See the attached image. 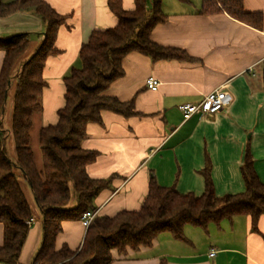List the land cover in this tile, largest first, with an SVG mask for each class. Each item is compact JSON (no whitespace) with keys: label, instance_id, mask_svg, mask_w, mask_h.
<instances>
[{"label":"crops","instance_id":"0c3cea01","mask_svg":"<svg viewBox=\"0 0 264 264\" xmlns=\"http://www.w3.org/2000/svg\"><path fill=\"white\" fill-rule=\"evenodd\" d=\"M45 1L67 17L54 38L60 51L49 55L44 64L42 110L33 115L32 126L36 119L41 126L56 122V111L64 102L62 79L72 68L81 66V44L93 29L117 22L107 0ZM120 1L124 9L134 7V0ZM161 1L166 17L153 27L151 38L161 45L183 49L190 59L152 60L136 51L122 59L124 74L112 81L104 93L132 101L138 114L125 117L103 110L101 122L88 123L80 141L81 148L96 152L94 161L86 167L88 175L114 176L111 188L102 189L94 199L96 215L112 216L122 209H137L151 177L160 185H173L180 193L199 195L204 189L201 170L207 160L216 195L241 192L244 183L240 168L247 148L264 182V85L260 77L264 21L261 28H255L225 12L200 14L202 0ZM243 5L264 16V0H243ZM45 27L32 9L0 16V37L26 33L31 41L27 54L43 39ZM2 58L0 50V65ZM148 77L159 81L156 90L146 87ZM219 87L232 95L227 108L183 119L181 104H196ZM10 113L8 99L4 116L8 124ZM6 148L14 156L10 138ZM33 154L40 165L38 140ZM29 200L35 210L34 220L15 264H33L43 237L41 215L32 195ZM61 226L55 248L66 245L71 250L78 249L86 230L80 219L62 221ZM256 227L252 230L246 214L210 223L206 228L186 225L184 239L161 232L150 245L124 252L112 249L109 264H264V213L258 217ZM3 240L0 222V245Z\"/></svg>","mask_w":264,"mask_h":264},{"label":"trees","instance_id":"16d2710c","mask_svg":"<svg viewBox=\"0 0 264 264\" xmlns=\"http://www.w3.org/2000/svg\"><path fill=\"white\" fill-rule=\"evenodd\" d=\"M107 5L117 22L93 29L81 44V66L72 68L62 79L64 102L56 111L57 120L38 130L37 165L30 145L32 119L42 110L44 64L49 55L60 51L54 38L67 16L56 12L45 0H0V16L32 9L46 24L43 39L29 54L31 41L26 33L0 37V222L4 234L1 263L18 261L29 230L27 220L34 214L29 195L39 210L43 229L33 264H109L112 249L124 252L150 245L161 232L184 239L186 225L206 228L239 214L248 215L252 230H256L258 217L264 213V182L259 179L247 148L240 168L244 183L241 192L216 195L207 160L201 170V194L180 193L173 185H160L151 177L137 209H122L112 216L95 215L78 249L71 250L66 245L55 248L62 221L79 220L83 212L95 210V197L102 189L111 188L114 178L88 175L86 167L94 161L96 152L80 146L86 125L101 122L103 110L125 117L138 114L132 101L104 93L112 81L124 74L122 59L131 51L152 60L190 59L183 49L161 45L151 38L153 27L166 17L161 0H134L132 9H124L120 0H107ZM198 12H225L255 28H261L264 21L262 13L247 10L243 0H202ZM260 77L264 85V62ZM8 99L9 124L4 118ZM8 138L12 140L14 156L6 148Z\"/></svg>","mask_w":264,"mask_h":264},{"label":"built area","instance_id":"2783aa9c","mask_svg":"<svg viewBox=\"0 0 264 264\" xmlns=\"http://www.w3.org/2000/svg\"><path fill=\"white\" fill-rule=\"evenodd\" d=\"M159 81L156 78L148 77L145 80V85L150 90H156L159 86ZM232 102V95L224 88L219 87L211 90L196 104L183 103L179 106L182 112L183 119H188L193 114H211L227 108ZM95 210H87L82 213L80 221L82 226L86 229L95 217ZM34 218L30 217L27 224L30 226ZM214 252L212 251L210 255Z\"/></svg>","mask_w":264,"mask_h":264},{"label":"rangeland","instance_id":"374dc122","mask_svg":"<svg viewBox=\"0 0 264 264\" xmlns=\"http://www.w3.org/2000/svg\"><path fill=\"white\" fill-rule=\"evenodd\" d=\"M7 106H8V102H7ZM40 126H41V122H38V119H36L34 120L33 126L30 131V135H31L30 145L34 151H36V147H37L38 129ZM34 212L35 210H33V213Z\"/></svg>","mask_w":264,"mask_h":264}]
</instances>
